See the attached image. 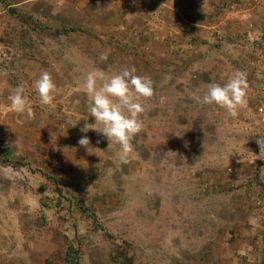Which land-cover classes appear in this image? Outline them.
Masks as SVG:
<instances>
[{
    "label": "rangeland",
    "instance_id": "rangeland-1",
    "mask_svg": "<svg viewBox=\"0 0 264 264\" xmlns=\"http://www.w3.org/2000/svg\"><path fill=\"white\" fill-rule=\"evenodd\" d=\"M15 1L0 0V264H74L71 247L81 264H264V0ZM133 66L155 94L123 163L81 131L82 85ZM237 70L236 117L195 102ZM19 86L32 118L10 107Z\"/></svg>",
    "mask_w": 264,
    "mask_h": 264
},
{
    "label": "clouds",
    "instance_id": "clouds-1",
    "mask_svg": "<svg viewBox=\"0 0 264 264\" xmlns=\"http://www.w3.org/2000/svg\"><path fill=\"white\" fill-rule=\"evenodd\" d=\"M107 59V53L100 54L101 61ZM82 87L88 97L89 116L94 117L95 123H85L81 131L87 133L89 130H95L102 134L109 142L108 148L113 144L119 145L122 152L121 161L128 163L129 154L133 151L132 140L144 128L141 119L145 111L144 102L155 94L153 80L148 76L138 75L134 66L122 67L111 75L103 70L89 71ZM248 87L246 73L237 70L223 84L209 83L206 93L195 96L194 100L201 106L216 105L224 109L229 116L236 117L238 110L247 103ZM34 88L41 106H51L59 93L57 85L47 71L35 81ZM24 92L23 86L14 90L9 97L10 107L14 112L32 118V104ZM256 143L259 145L257 159L264 160V135H261ZM78 144L91 154L89 137L82 136Z\"/></svg>",
    "mask_w": 264,
    "mask_h": 264
},
{
    "label": "trees",
    "instance_id": "trees-1",
    "mask_svg": "<svg viewBox=\"0 0 264 264\" xmlns=\"http://www.w3.org/2000/svg\"><path fill=\"white\" fill-rule=\"evenodd\" d=\"M73 254L75 255L74 256V264H81L79 250H76L75 251V249L73 247H71V248H69L67 250V256L70 257Z\"/></svg>",
    "mask_w": 264,
    "mask_h": 264
},
{
    "label": "crops",
    "instance_id": "crops-1",
    "mask_svg": "<svg viewBox=\"0 0 264 264\" xmlns=\"http://www.w3.org/2000/svg\"><path fill=\"white\" fill-rule=\"evenodd\" d=\"M30 0H21V1H15V2H13V4H19V5H24V4H26V3H28Z\"/></svg>",
    "mask_w": 264,
    "mask_h": 264
}]
</instances>
